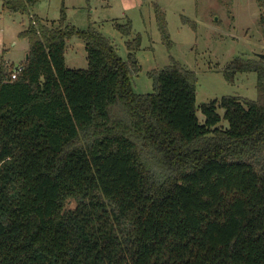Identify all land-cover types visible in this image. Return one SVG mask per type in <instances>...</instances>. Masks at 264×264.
Instances as JSON below:
<instances>
[{
  "label": "trees",
  "instance_id": "trees-1",
  "mask_svg": "<svg viewBox=\"0 0 264 264\" xmlns=\"http://www.w3.org/2000/svg\"><path fill=\"white\" fill-rule=\"evenodd\" d=\"M2 1L27 13L40 0ZM65 21L31 17L22 73L0 67V264H264L262 55L225 74L256 73L257 99L198 106V76L175 60L148 74L153 93L135 92L141 36L124 60L93 26ZM116 27L132 35L131 22ZM74 37L87 69L67 66Z\"/></svg>",
  "mask_w": 264,
  "mask_h": 264
},
{
  "label": "rangeland",
  "instance_id": "rangeland-1",
  "mask_svg": "<svg viewBox=\"0 0 264 264\" xmlns=\"http://www.w3.org/2000/svg\"><path fill=\"white\" fill-rule=\"evenodd\" d=\"M156 6L165 13L170 48L160 32ZM62 11L66 13L67 26L78 31L93 26L116 45L124 60L129 55L127 43L142 37L137 52L142 71L134 77L136 93H153L154 83L148 74L166 69L175 60L196 72L198 106L227 96L251 100L258 97L256 73H237L232 82L225 77L237 58L264 55V11L257 0H40L27 13L11 12L0 0V67L6 64L18 68L26 62L30 43L20 34L29 28L31 17H38L47 26H57ZM128 22L132 35L124 36L116 25ZM65 55L69 68H88L83 39H70ZM217 111L224 116V109L218 107ZM198 116L204 124L201 111ZM219 127L226 129L229 124L223 120ZM75 207V201H68L67 209Z\"/></svg>",
  "mask_w": 264,
  "mask_h": 264
},
{
  "label": "built area",
  "instance_id": "built-area-1",
  "mask_svg": "<svg viewBox=\"0 0 264 264\" xmlns=\"http://www.w3.org/2000/svg\"><path fill=\"white\" fill-rule=\"evenodd\" d=\"M23 71V66H20L18 68H14L12 71V79L15 80L18 78V76L22 73Z\"/></svg>",
  "mask_w": 264,
  "mask_h": 264
},
{
  "label": "water",
  "instance_id": "water-1",
  "mask_svg": "<svg viewBox=\"0 0 264 264\" xmlns=\"http://www.w3.org/2000/svg\"><path fill=\"white\" fill-rule=\"evenodd\" d=\"M261 57H263L264 58V55H262ZM29 59V55L27 56V60Z\"/></svg>",
  "mask_w": 264,
  "mask_h": 264
}]
</instances>
